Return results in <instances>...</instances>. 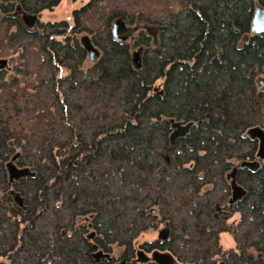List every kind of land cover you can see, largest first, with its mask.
I'll list each match as a JSON object with an SVG mask.
<instances>
[{"label": "trees", "instance_id": "1", "mask_svg": "<svg viewBox=\"0 0 264 264\" xmlns=\"http://www.w3.org/2000/svg\"><path fill=\"white\" fill-rule=\"evenodd\" d=\"M59 2L0 0V264H157L136 240L160 228L142 245L174 264H264V160L248 134L264 128V34L240 42L264 0H87L72 26L20 18ZM114 18L163 26L157 44L139 31L140 67ZM172 120L191 122L174 140ZM12 161L27 171L11 185ZM11 187L22 209L2 202Z\"/></svg>", "mask_w": 264, "mask_h": 264}, {"label": "water", "instance_id": "2", "mask_svg": "<svg viewBox=\"0 0 264 264\" xmlns=\"http://www.w3.org/2000/svg\"><path fill=\"white\" fill-rule=\"evenodd\" d=\"M23 21L26 26L32 27L35 24V20L37 19V15L35 14H28L23 13L22 15ZM147 31H150L151 29L155 30L152 26H146ZM251 30L253 33L258 34L264 32V6L260 4H256L253 16L251 19ZM134 32V28L129 27L125 25V23L121 19H117L114 21L112 27H111V34L113 37L118 41H126L128 37H130ZM80 41L82 43V46L86 49L88 53V59L89 61L93 62L95 61L99 55L100 51L99 49L92 43L89 35L84 34L80 37ZM133 63L136 67L141 66V57L138 51H135L133 53ZM259 86H264V77H260L258 79ZM172 126L175 127V129L171 133V140H174L177 136L183 135L191 126V122L186 123L185 125H182L180 121H173L172 120ZM248 134L255 138H258V150H257V157L260 160H264V128L261 127H252L248 130ZM241 165H250V167H256L259 165L257 161H242ZM9 169L15 168L13 164H8ZM27 169H19L18 173L23 174L26 173ZM231 186H232V199H238L241 197V195L244 193V189L238 185L234 179L231 180ZM166 235V231H160L158 233V237H164ZM102 254V251H98ZM105 256H109V253H105ZM148 256L145 255V251L140 250L137 253V260L139 261H146L148 260ZM151 258L157 263V264H174L176 261V258L174 254H172L169 251H163L159 249H155L151 252ZM122 264V263H119Z\"/></svg>", "mask_w": 264, "mask_h": 264}, {"label": "flooded vegetation", "instance_id": "3", "mask_svg": "<svg viewBox=\"0 0 264 264\" xmlns=\"http://www.w3.org/2000/svg\"><path fill=\"white\" fill-rule=\"evenodd\" d=\"M85 3H87V0H85V2L83 4H81L79 7L74 8V10H73V19H72V22H69V26H72L75 23L74 11L76 9L81 8ZM45 9H48V8H45ZM45 9H43V10H45ZM42 11L40 12V14H38V13L35 14V15H37V19L35 20V24H34V26H32V28H34V27L37 26V23H38L37 21L38 20H44L41 17ZM23 13L24 12L22 10H20V14L19 15H20V18H21L22 21H23V18H22ZM28 14H31V13H28ZM117 19H121L125 23V25L134 28L133 34L130 37H128L127 40H126L127 42H129L132 45V52L133 53L135 51H138L139 54L141 55V53L146 48L145 44L140 43V42H137L138 37H139L138 33H139L140 30H144V32L150 37L152 43H154V44L159 43L160 33L163 30V26L162 25H160V24H154V23H143V22H141L138 19H133V22L129 23L128 21H126V20H124L122 18H114L112 20V22H111V27H112L114 21L117 20ZM44 21H46V20H44ZM146 26H152V27L155 28V30L151 29L150 31H147ZM83 34H88V33L87 32H82V33H80L79 37H81V35H83ZM252 34H255V33L252 32V30H250V32L244 33V34L242 32V35H241V38H240V42L243 43V39L244 40H247L249 38V36L252 35ZM258 34H264V32L258 33ZM260 76L264 77V74H262ZM8 164H13V166H15V168H12V170L10 169L9 175H8L9 176L8 177V179H9L8 182H9V184L12 185L15 182H18V180L21 177H23L20 173L18 174V170L19 169H23V166H20V165L16 164L13 161L12 162H7L6 163V166L7 167H8ZM8 195H9L8 198L5 197L2 200V202L5 205H7L8 207L13 208L14 205H16L17 208H21L22 209L25 206V197L23 196V194L21 193V191L15 189L13 187H11L8 190ZM230 198H232V196H230ZM158 233H159V231L157 232V236L153 240L158 239ZM146 241H152V240H146ZM95 245H97V244L94 243L93 246H95ZM155 249L167 251L165 249L158 248L157 245L156 246L155 245H152V246H149V247L146 248V247H144L142 245V243H140L139 245H137V249H136V253L135 254H137L140 250H143V251H145V255H147L146 254L147 252L151 253ZM96 254H98V253H96ZM2 264H10V263H9V260H7V261H4Z\"/></svg>", "mask_w": 264, "mask_h": 264}, {"label": "rangeland", "instance_id": "4", "mask_svg": "<svg viewBox=\"0 0 264 264\" xmlns=\"http://www.w3.org/2000/svg\"><path fill=\"white\" fill-rule=\"evenodd\" d=\"M84 2L85 0H60V2L56 4L52 9L43 10L41 17L44 20H67L68 22H72L74 8L79 7ZM41 196H43V194L38 195V197ZM161 229L162 228L158 229L155 232H149L141 235L136 240V245H139L146 240H153L157 236V232L162 231ZM220 241L223 247L234 246L233 238L229 232H222ZM146 254L148 257H151V253L147 252Z\"/></svg>", "mask_w": 264, "mask_h": 264}, {"label": "bare ground", "instance_id": "5", "mask_svg": "<svg viewBox=\"0 0 264 264\" xmlns=\"http://www.w3.org/2000/svg\"><path fill=\"white\" fill-rule=\"evenodd\" d=\"M183 125V124H182ZM174 128V127H173ZM173 142V141H172ZM260 160V159H259ZM12 170V169H11ZM19 174V173H18ZM14 176V175H13Z\"/></svg>", "mask_w": 264, "mask_h": 264}]
</instances>
